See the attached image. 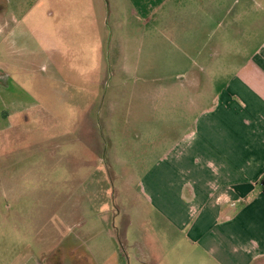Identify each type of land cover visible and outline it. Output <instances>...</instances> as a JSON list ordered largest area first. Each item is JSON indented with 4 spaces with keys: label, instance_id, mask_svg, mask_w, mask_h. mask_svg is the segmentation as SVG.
Wrapping results in <instances>:
<instances>
[{
    "label": "rangeland",
    "instance_id": "obj_1",
    "mask_svg": "<svg viewBox=\"0 0 264 264\" xmlns=\"http://www.w3.org/2000/svg\"><path fill=\"white\" fill-rule=\"evenodd\" d=\"M4 3L22 25L0 65L27 126L0 137V264H224L192 234L180 157L199 114L143 64L148 18L130 0Z\"/></svg>",
    "mask_w": 264,
    "mask_h": 264
},
{
    "label": "crops",
    "instance_id": "obj_2",
    "mask_svg": "<svg viewBox=\"0 0 264 264\" xmlns=\"http://www.w3.org/2000/svg\"><path fill=\"white\" fill-rule=\"evenodd\" d=\"M130 1L149 20L139 30L138 43L148 49L143 64L154 67V82L178 99L182 114H199L180 157L185 192L199 196L192 234L212 241L224 264H264V0ZM4 2L0 45L22 25L7 20ZM2 66L0 137L8 138L27 126L16 124L27 109L11 100ZM187 209L177 221H187Z\"/></svg>",
    "mask_w": 264,
    "mask_h": 264
},
{
    "label": "trees",
    "instance_id": "obj_3",
    "mask_svg": "<svg viewBox=\"0 0 264 264\" xmlns=\"http://www.w3.org/2000/svg\"><path fill=\"white\" fill-rule=\"evenodd\" d=\"M260 184H261L262 192L264 194V178L261 180Z\"/></svg>",
    "mask_w": 264,
    "mask_h": 264
}]
</instances>
